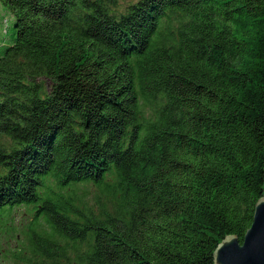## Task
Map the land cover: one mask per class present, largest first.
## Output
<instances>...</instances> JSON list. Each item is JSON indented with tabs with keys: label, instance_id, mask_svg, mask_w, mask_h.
<instances>
[{
	"label": "trees",
	"instance_id": "16d2710c",
	"mask_svg": "<svg viewBox=\"0 0 264 264\" xmlns=\"http://www.w3.org/2000/svg\"><path fill=\"white\" fill-rule=\"evenodd\" d=\"M0 7V237L32 219L0 256L214 264L242 243L264 197V0Z\"/></svg>",
	"mask_w": 264,
	"mask_h": 264
},
{
	"label": "water",
	"instance_id": "95a60500",
	"mask_svg": "<svg viewBox=\"0 0 264 264\" xmlns=\"http://www.w3.org/2000/svg\"><path fill=\"white\" fill-rule=\"evenodd\" d=\"M213 259L214 264H264V197L255 206L253 222L242 243L235 236L226 237Z\"/></svg>",
	"mask_w": 264,
	"mask_h": 264
},
{
	"label": "rangeland",
	"instance_id": "374dc122",
	"mask_svg": "<svg viewBox=\"0 0 264 264\" xmlns=\"http://www.w3.org/2000/svg\"><path fill=\"white\" fill-rule=\"evenodd\" d=\"M11 21L10 15L6 13L4 9L0 7V30L2 33L7 29ZM94 191L90 189L89 196H93ZM92 198V197H90ZM15 221L17 220L16 224L13 225L12 229L6 228L1 230V237H0V248L2 249L3 254L9 252L10 255L11 251L19 249L17 246L18 241L15 239V234L18 231L17 224L22 222L26 225L28 222L32 221L30 216V210L22 209L18 210L14 213ZM17 229V230H16ZM0 264H22L20 262L13 261L10 256L5 258L0 256Z\"/></svg>",
	"mask_w": 264,
	"mask_h": 264
}]
</instances>
